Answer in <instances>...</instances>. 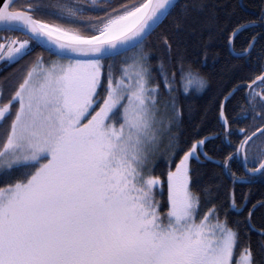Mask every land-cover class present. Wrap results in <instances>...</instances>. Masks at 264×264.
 I'll use <instances>...</instances> for the list:
<instances>
[{"label":"snow or ice","instance_id":"6c2138e0","mask_svg":"<svg viewBox=\"0 0 264 264\" xmlns=\"http://www.w3.org/2000/svg\"><path fill=\"white\" fill-rule=\"evenodd\" d=\"M244 8L0 0V63L36 46L51 58L30 61L7 98L0 90V264H264V197L237 193L264 183V0L255 14ZM185 31L201 67L219 41L259 74L239 113L227 105L243 83L223 96L214 127L201 132L206 110L181 139L186 85L207 88L175 40ZM193 162L213 165L209 183L196 182Z\"/></svg>","mask_w":264,"mask_h":264},{"label":"trees","instance_id":"16d2710c","mask_svg":"<svg viewBox=\"0 0 264 264\" xmlns=\"http://www.w3.org/2000/svg\"><path fill=\"white\" fill-rule=\"evenodd\" d=\"M125 0H114V4L124 3ZM128 2H132V0H128ZM183 2V0H181ZM236 0H209L210 4H228L231 5L235 3ZM245 8L243 12L245 14H255L258 11V7L261 3V0H243ZM221 19H223V12H221ZM235 19V18H234ZM167 23V22H166ZM199 27V25H197ZM3 35V33H0ZM159 35V30L157 33L148 37L145 40V50L148 51L152 49L157 44V36ZM203 37H207V31H204ZM245 36L242 35L238 37L237 44L239 45ZM175 40L180 43H186L188 46V55L190 59H192L194 63V67L198 68L199 71L206 77L207 79V88L199 93L195 94V90L198 88V85L193 82L192 84L186 85L189 89L193 90V94L191 95H181L180 100L184 107L183 113V124L181 131L184 135L181 139L185 137H189L193 131V126L196 124H200L202 121V116L206 110L211 109L209 113L208 121L203 122V126L201 128L202 133H207L210 128L215 126L214 116L216 115L219 103L223 99V96L227 94L230 90H232L235 86L243 83V86L249 82L250 79H255V75L259 74L258 66L256 61L253 60L250 63H246L243 60H238L229 55L228 51L223 47V44L219 41L213 42L210 47L213 52H218V56L209 55L208 62L205 66L201 67L199 64V48L196 46L197 36L189 35L186 31L178 33L175 36ZM259 48V45H258ZM257 48V50H258ZM157 52H153L152 60L155 61ZM1 77V76H0ZM2 77L0 78V82H2ZM11 86L9 81H7L6 86L0 87V90L3 93L8 91V88ZM244 88V87H243ZM246 95V90L237 91L234 96L228 102V111L229 114H232L233 109L235 108L237 113L240 112V109L244 106V97ZM251 120L246 121V125L250 124ZM238 130L239 127H244V122L235 126ZM191 141L189 140V143ZM163 150V145L161 146ZM182 154V153H181ZM163 155V151L161 152V157ZM159 166L157 167V173H163V178L165 180L164 184V196L163 203L166 204L164 200L167 196V184H166V174L168 170V166L164 163L161 158L158 161ZM174 167V165H173ZM194 168V176L195 180L198 184L209 183L212 180L213 173V165L205 164V165H196L193 162ZM166 189V190H165ZM240 191L251 193L253 201L264 197V183H256L249 186L245 185L243 189L238 188L237 193ZM260 213H257L259 216Z\"/></svg>","mask_w":264,"mask_h":264},{"label":"rangeland","instance_id":"374dc122","mask_svg":"<svg viewBox=\"0 0 264 264\" xmlns=\"http://www.w3.org/2000/svg\"><path fill=\"white\" fill-rule=\"evenodd\" d=\"M39 55H43V57H44L45 60L51 59L47 54L41 53V54H39ZM32 60H34V58H32V59H28L24 64H22V65L20 66V68H19V71H18V72H15V74H14L11 78L4 77V81L0 82V87H4V86H6L7 81H12V80H14L15 78H17V77L20 75L21 70L24 69L25 66H27V65L29 64V62L32 61ZM10 87H11V86L7 87V88H8V91L4 93V96H5L6 98L8 97V93H9V91H10ZM165 190H166V189H165ZM166 194H167V191H166ZM163 196H164V192H163ZM164 200L167 201V196H166V198H165Z\"/></svg>","mask_w":264,"mask_h":264},{"label":"flooded vegetation","instance_id":"af4514ba","mask_svg":"<svg viewBox=\"0 0 264 264\" xmlns=\"http://www.w3.org/2000/svg\"><path fill=\"white\" fill-rule=\"evenodd\" d=\"M20 3H23V0H20ZM21 38H23V37H21ZM40 49H39V47L38 46H36V47H34V50H33V52L29 55V56H26L23 60H21L18 64H13V65H11L10 67L9 66H7L6 64H4V63H2L1 65H0V72L1 71H3V70H5V69H17V68H20V66L22 65V64H24L28 59H32L33 57H35V56H38L39 54H41V53H43L42 51H39ZM45 54V53H44ZM259 82H257V84H258ZM257 91H259V87H257Z\"/></svg>","mask_w":264,"mask_h":264}]
</instances>
